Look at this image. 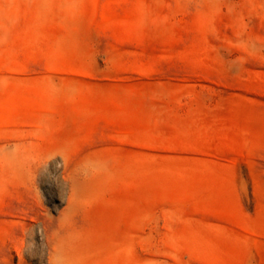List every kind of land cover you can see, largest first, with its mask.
<instances>
[{
  "label": "rangeland",
  "instance_id": "rangeland-1",
  "mask_svg": "<svg viewBox=\"0 0 264 264\" xmlns=\"http://www.w3.org/2000/svg\"><path fill=\"white\" fill-rule=\"evenodd\" d=\"M0 264H264V0H0Z\"/></svg>",
  "mask_w": 264,
  "mask_h": 264
}]
</instances>
